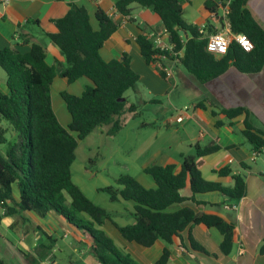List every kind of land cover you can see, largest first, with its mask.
Wrapping results in <instances>:
<instances>
[{"label": "trees", "instance_id": "16d2710c", "mask_svg": "<svg viewBox=\"0 0 264 264\" xmlns=\"http://www.w3.org/2000/svg\"><path fill=\"white\" fill-rule=\"evenodd\" d=\"M186 0H119L115 11L130 16L132 4L151 9L161 20L174 51H182L181 66L199 84L204 85L234 67L243 74L260 72L264 68V29L247 7L248 0H232L228 16L234 34L246 35L253 43L251 52L244 51L233 41L225 56L216 58L206 50L208 38L216 30L207 25L206 34L183 19ZM224 0H208L205 8L217 12ZM98 28L94 29L85 7L71 5L68 13L53 23L57 32L47 34L51 42L65 57L67 67L59 70L57 64L46 62L43 46L31 43L30 51L20 52L16 47L0 48V67L6 74L10 94L0 92V145H6L0 154V209L11 216L34 211L41 216L54 212L69 224L87 233L92 240V252L101 264H138L124 254L102 229L110 221L120 235L129 242L149 248L156 241L172 243L191 225H204L217 229L223 235L220 246L225 255L231 253L234 225L222 218L199 214L189 208L176 212L168 209L188 199L181 195L187 186L192 193L218 191L224 196L239 200L246 194L245 177L234 175L232 188L208 182L200 172V159L218 150V146L197 147L196 156L186 157L179 174L174 166L154 165L145 172L153 177L157 188L148 190L134 177L121 176L114 186L99 188L109 195L111 202L120 199L135 203V223L120 226L105 209L94 204L73 182L72 165L78 142L100 127L109 126L108 136L117 135L126 112H136L137 106L128 105L126 92L139 83V75L131 68L127 54L122 59L105 61L100 54L105 42L118 29L111 16L98 9L95 13ZM141 54L148 65L162 66L159 53L145 36L137 38ZM161 76L165 75L158 68ZM73 84L81 78L90 81L80 96L62 92L71 122L63 126L57 118L51 98V87L56 77ZM124 99V100H122ZM221 113L234 118L244 113V108L222 109ZM9 124L8 128L2 122ZM245 138L257 152L264 148V134L245 121ZM11 132V138L7 134ZM219 175H230L229 169L219 170ZM17 187L19 199L13 198ZM190 200L195 201L192 197ZM196 202V201H195ZM199 204L198 202H196ZM0 214V220L3 216ZM191 247L203 249L189 237ZM183 245V244H182ZM170 257L168 248L157 264H166ZM0 264H5L0 260Z\"/></svg>", "mask_w": 264, "mask_h": 264}, {"label": "crops", "instance_id": "0c3cea01", "mask_svg": "<svg viewBox=\"0 0 264 264\" xmlns=\"http://www.w3.org/2000/svg\"><path fill=\"white\" fill-rule=\"evenodd\" d=\"M118 1L10 0L8 5L0 4V48L13 46L27 53L31 48L29 41L40 44L46 51L47 64H57L61 71L67 67L65 57L47 36L57 32L53 21L63 18L73 4L87 9L94 29L98 28L95 18L98 9L111 15L118 29L100 50L101 57L111 61L122 59L127 54L131 68L140 79L131 89V97L127 96L128 91L125 95L127 106L135 105L137 111L126 112L121 117V131L109 137L128 134L125 133L128 120L141 114V105L154 107L151 115L134 123L131 129L142 135L138 150L143 159L131 161L129 158L126 161L127 174L116 176L114 181L129 175L144 188L156 189L155 180L145 172L147 168L172 165L174 173L179 174L184 159L196 156L197 147L218 146L216 152L200 159L199 169L203 179L232 188L233 176L242 175L245 177L246 194L239 200L218 191L194 195L187 186L181 195L188 200L168 209L169 212H176L189 208L233 224V244L228 255L220 249L223 235L217 229L204 225L189 226L182 234V240L175 237L169 245L158 240L149 248L125 240L110 221L102 229L121 252L138 264H157L166 248L170 251L166 264H264V148L257 152L243 135L246 120L264 134V68L257 73L243 74L231 67L220 77L201 85L178 66L175 77L167 80L156 66L147 64L137 43V38L150 30L157 34L164 33L160 18L136 4L131 5L129 17L120 15L115 11ZM206 1L186 0L183 4L184 21L198 29H205V32L209 24L214 29L217 27L205 8ZM247 7L264 29V0H248ZM89 83L88 79L81 78L68 84L66 79L58 76L51 90L56 89L60 97L62 92L80 96ZM0 92L10 94L6 77L0 81ZM52 105L60 123L68 125L71 116L67 108L63 111L65 122H61L53 100ZM185 107L186 117L179 123L176 119L182 115ZM237 107L244 108V113L234 118L221 113L222 109ZM108 129L109 126L99 128L101 134L106 135ZM146 130L149 131L146 133ZM125 137L128 138L127 135ZM126 149L132 152V148ZM221 169H229L231 174L221 176L218 173ZM84 171L89 177L88 170ZM72 180L94 204L105 209L115 223L120 226L135 223L134 202L123 199L111 202L108 194L107 199L100 200L95 194L86 193L75 181L73 173ZM104 181L105 187L112 186L109 180ZM98 189H95L97 193L100 192ZM192 197L199 204L190 200ZM13 198L16 201L19 199L17 187H14ZM226 205L236 206V209H226ZM0 214H4L1 209ZM190 236L203 251L191 247ZM0 260L5 264H101L92 252V240L85 231L75 228L54 212L43 217L34 211L1 217Z\"/></svg>", "mask_w": 264, "mask_h": 264}, {"label": "rangeland", "instance_id": "374dc122", "mask_svg": "<svg viewBox=\"0 0 264 264\" xmlns=\"http://www.w3.org/2000/svg\"><path fill=\"white\" fill-rule=\"evenodd\" d=\"M136 5L140 7L138 4ZM149 10L153 13L152 15L158 17L153 10ZM179 67L184 71L182 66ZM5 77L6 74L0 67V81ZM131 95L132 92L130 90L128 91L127 96L131 97ZM51 98L54 103L55 111L61 122H65L63 111H65L66 107L56 89L51 90ZM153 109V106L141 105L139 108L141 114L137 118H130L128 120L129 125L128 129H126L127 132H125L128 134H122L113 138L107 136L106 134H101L98 129L89 134L84 140L78 142V147L75 151L76 158L72 165V173L75 181L80 183V186L86 193L90 194L91 192V194L93 193L97 197L101 198L100 200L107 199L108 195L106 193H97L95 189L104 188L106 186L104 181L105 179L109 180L111 185L114 186L116 181H114V178H116V176L120 174H127L128 164L126 161L129 158L131 161L133 159H136L137 161L143 159L142 154L138 150L140 141L142 140V135L139 132L136 133L132 131L131 129L134 123H139L148 117V115H151L153 113ZM1 124L4 127H9V124L6 121H3ZM148 131L149 130H146L145 132L147 133ZM126 135L128 138L125 137ZM7 137L9 139L11 138V132L7 134ZM136 142L139 143L135 144ZM126 148H132V152L128 151ZM5 150L6 145H0V154H4ZM135 163L137 162L135 161ZM84 169L88 170L89 177L88 174L85 173Z\"/></svg>", "mask_w": 264, "mask_h": 264}, {"label": "built area", "instance_id": "2783aa9c", "mask_svg": "<svg viewBox=\"0 0 264 264\" xmlns=\"http://www.w3.org/2000/svg\"><path fill=\"white\" fill-rule=\"evenodd\" d=\"M10 0H0V4L8 5ZM232 0H224L219 3L218 11L212 12L211 18L217 24L216 32L208 38L206 50L216 58L225 56L233 41H237L240 47L251 52L254 49L252 41L243 34H234L229 22L230 6ZM111 16V15H110ZM201 34H206L205 29H199ZM153 44V48L158 51L159 58L162 60V66H158L160 71L165 75V79H173L176 75V68L181 65L180 58L183 52L174 51V45L169 41L167 32L157 34L155 31H148L144 34ZM165 36L167 39H165ZM187 107L184 108L182 115L177 117V122H182L186 117ZM226 209H236V206H225Z\"/></svg>", "mask_w": 264, "mask_h": 264}, {"label": "water", "instance_id": "95a60500", "mask_svg": "<svg viewBox=\"0 0 264 264\" xmlns=\"http://www.w3.org/2000/svg\"><path fill=\"white\" fill-rule=\"evenodd\" d=\"M122 100H124V99H122Z\"/></svg>", "mask_w": 264, "mask_h": 264}]
</instances>
